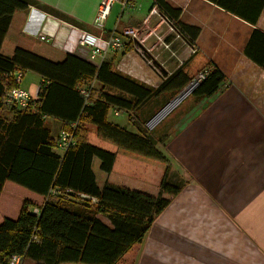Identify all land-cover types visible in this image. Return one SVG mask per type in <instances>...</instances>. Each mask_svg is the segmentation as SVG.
Returning a JSON list of instances; mask_svg holds the SVG:
<instances>
[{
	"label": "trees",
	"instance_id": "obj_1",
	"mask_svg": "<svg viewBox=\"0 0 264 264\" xmlns=\"http://www.w3.org/2000/svg\"><path fill=\"white\" fill-rule=\"evenodd\" d=\"M210 1L253 25L264 9V0ZM30 5L80 25L37 0H0V46L13 12ZM153 5L192 45L199 27L178 20L180 8L166 0H150ZM243 54L264 69V31L251 30ZM185 66L182 63L152 87L118 70L110 59L96 64L46 40H34L29 49L16 46L10 55L0 51V264L14 253L23 256L22 264H116L143 240L155 216L182 186L168 181L166 173L156 195L111 182L99 186L92 161L98 158L105 172L112 169L116 152L166 163L144 123L191 81ZM202 69L207 73L188 93L196 101L214 94L225 79L213 62ZM16 70L42 78L28 109L4 99L20 85L13 75ZM92 81L97 88H90ZM81 88L89 90L88 97ZM113 108L125 111L135 130L109 119ZM47 117L60 120L62 130H71L70 123L76 121L75 143L57 150ZM86 125L114 143L116 151L92 143ZM35 206L37 214L32 212Z\"/></svg>",
	"mask_w": 264,
	"mask_h": 264
},
{
	"label": "crops",
	"instance_id": "obj_2",
	"mask_svg": "<svg viewBox=\"0 0 264 264\" xmlns=\"http://www.w3.org/2000/svg\"><path fill=\"white\" fill-rule=\"evenodd\" d=\"M37 1L76 19L79 27H70L66 21L37 6L16 9L1 41L3 54L10 55L16 46L29 49L39 39L40 32L53 45L76 54L67 38L70 33V37L77 36L78 29L107 36L116 29L135 27L139 32L144 30L143 40L138 38V43L150 37L146 50L163 73L169 74L182 63L187 64L200 52L205 60L191 66L192 71L185 66L188 73L194 74L213 62L225 75L211 96L169 115L171 107L165 104L145 122L169 163L166 179L182 188L155 216L143 240L136 243L132 264H264V99L253 97L248 92L250 89L246 91L239 83L243 84L241 79L247 78L250 83L245 84L260 87L264 81V69L243 54L251 30L264 31V9L253 25L210 0H166L172 7L180 8L178 20L199 27L192 44L197 51L190 53L185 38L171 35V24L162 16L152 14L145 21L150 0H131L123 7L113 3L103 29L92 24L101 0ZM161 42L172 45L174 57L166 50L163 52ZM154 48H157L155 54ZM134 58L129 60L131 66L134 64L133 73H126L140 81L151 77L153 81L146 83L156 85L159 78L154 71H141L140 61ZM36 78L42 79L38 74ZM47 119L53 122L57 136L61 131L60 120ZM168 119H173L171 129L165 126ZM159 125L163 129L157 128ZM102 141L99 138L91 142L100 146ZM109 150L116 151V146ZM99 165L100 160L94 158L92 169L99 186L111 182L154 193L149 187L159 185L163 176L162 164L121 152H116L109 172L101 170Z\"/></svg>",
	"mask_w": 264,
	"mask_h": 264
},
{
	"label": "rangeland",
	"instance_id": "obj_3",
	"mask_svg": "<svg viewBox=\"0 0 264 264\" xmlns=\"http://www.w3.org/2000/svg\"><path fill=\"white\" fill-rule=\"evenodd\" d=\"M155 16H158V18H159L160 15L156 14ZM62 20H64V19H62ZM64 21H66L68 23V25L70 24L71 25L70 27H73V28L79 27V26H76L74 24L69 23L67 20H64ZM126 28H128V27H126ZM130 28H133V27H130ZM171 28H172L171 35H174V36L176 34L178 35V33L174 30V28L172 26H171ZM78 30H82V29H78ZM138 32H139V30L137 29V38H139V40L140 39L143 40L142 35H143L144 30L143 31L141 30L139 32V35H138ZM89 33L95 34V33L90 32V31H89ZM112 33L119 34V35L122 36V41H123L122 47H120L119 49H109L107 52H105V55L103 57L84 58V59L89 60V61H91L93 63H94V61L97 62V60L99 61V60H102V59H110L112 61L113 65L115 66V68H117L120 71L122 70V72L125 73V74H128V73H126L128 71H130V73H133V68L132 67L134 66V64H133V66L130 65V64H132V62L131 61L129 62V60H131V59L135 60L134 57H136V60L140 61V67H139V69L141 71H143L145 69L146 70L148 69L150 71L152 70L158 76L159 81L156 83V85L161 81V79L165 78V75H167V73H163V70H161V69L158 70L157 69V66L158 65H157L156 59L154 60V58H152L148 54V51L146 50V47H147L146 45L149 44V43L147 44V41L150 39V37H148V39L144 40L143 41L144 43L143 42H140L141 43L140 44V43H138V39H132L130 36L124 35L123 32H122V29H121V31H119L118 29H116V32H112ZM110 34H108L107 36H109ZM40 35H44L45 38H47L46 37V34L40 32V33H38V38H39L38 40H44V39H41L40 38ZM95 35H97V34H95ZM70 36H71V33L69 34V39L72 40L73 37H70ZM107 36H101V37H107ZM75 38H76V36L74 37V39ZM69 39L67 38L68 45H69ZM128 41L130 43V46L126 47ZM158 45H160V44H158ZM188 46H189V49H190V53H194V52L191 51V46L190 45H188ZM161 48L163 49V52H165V50L168 51L170 53L169 54L170 57H174V52H173L172 45L165 44L164 42H161ZM156 49L157 48H154V51L152 50V52L154 54H155V50ZM131 55L134 56V57H132ZM157 58H158L159 64H160L161 60L159 59V56H157ZM204 60H205V56L202 53H200V52H198L196 55H193L189 59L188 63L186 64V66L188 68V71H192L191 70V66H195L196 64H198L199 62L204 61ZM162 64L165 65V63L163 61H162ZM141 65H142V67H141ZM202 68L203 67H201L194 74H192L193 75L192 77H194L198 73V71H200ZM136 69H137V67H136ZM36 75L37 74L34 73V72H32V71L26 70L22 74V79L19 82V84L21 86H23L24 88H27V89L33 88L34 87V84H38L39 85L40 81L37 80ZM133 78H135V77H133ZM135 79H137V80L140 81V79H138V78H135ZM241 80L243 81V84L241 83V81H239V83L242 86L245 87V90L248 91L250 89V91H248L249 94L253 95V97L256 96L257 99H259V98L260 99H264V96H262V94H264V92H262V89H264V88H261V87H264V81H261L260 82L261 85H259L260 87H258L257 85L254 86V85H251V84H245V83H250L249 79H247V78H243ZM152 81H153V79H151V77L146 76V78H143V81H141V82H143V83H146V82L150 83ZM148 83H146V84H148ZM89 84H90V88L91 89L98 87V84H97L96 81H92ZM86 85H83V86H86ZM148 85H150L152 87H155L156 86V85L153 86L151 84H148ZM192 85H194V84H192ZM192 85L189 82L187 85L183 86V88L180 91H178L179 93H176L175 96H173L172 98H169L167 102H165L164 104L161 105V107H158L156 109V105H155L153 109H156V110H154V113L151 116L155 115L157 113V111H159L163 106H165V104H168V108L171 107L169 109V111L167 112L168 115L169 114H172L173 113L172 111H175V110L179 111V110H181V109H183L185 107L187 109L188 107L193 106L196 103V100H194L188 94ZM249 94H247L246 96H250ZM175 98H177V99L174 101ZM170 101H172L171 104H169ZM114 109L115 108L109 110V112H108L109 119L114 120L115 122H117L119 124L125 123L124 126H126L129 129H134L135 130V127L131 124V122L128 121L126 112L121 110V111L118 112V114H115L114 113ZM178 115H179L178 113L175 114L174 115L175 116L174 119ZM151 116L148 119H150ZM170 121H173V119L172 120L171 119H168V122L165 125V126H168V127L167 128L164 127V128L171 129V122ZM46 123H47V125H49L51 127V133L55 136V138H57V136L59 134L56 136L57 133H56V130H55V126H52V123L53 122L52 121H49V119H47L46 120ZM162 127H163L162 125L157 126V128H159V129H161ZM87 128L90 130L89 131V135H88L89 136L88 137L89 140L90 141H94V142L98 141V139L100 137L97 135L95 127L93 125H88ZM61 131H63V130L61 129ZM100 146H102L104 148L106 147L107 149H114V143H111V142L106 141L104 139H103L102 144ZM141 160L147 161L145 159H141ZM149 162H153V161H149ZM153 163H155V162H153ZM164 164L165 165L167 164L168 165V168L170 167L169 166V163L167 161H166V163L164 161ZM164 164H162V168H163L162 169V172H163L162 175L163 176H164L165 173H167V170L165 171V165ZM163 176H162V178H163ZM162 178H161V180H162ZM159 185H160V183H159ZM159 185H152V187H149V190L152 191V192H154V193H149V194H152V195L156 194L155 192L157 191V188H158V191H159ZM158 191H157V193H158ZM146 193H148V192H146ZM136 247H137V244H134L127 252H125L123 254V256L116 262V264H132V260H133L134 254L136 252ZM69 264H76V263L69 262ZM77 264H83V263H77Z\"/></svg>",
	"mask_w": 264,
	"mask_h": 264
},
{
	"label": "built area",
	"instance_id": "obj_4",
	"mask_svg": "<svg viewBox=\"0 0 264 264\" xmlns=\"http://www.w3.org/2000/svg\"><path fill=\"white\" fill-rule=\"evenodd\" d=\"M118 2L123 7L128 5L131 0H101L95 15L92 20V24L97 29H103L105 26V20L107 18L108 12L113 5V3ZM152 14H158L162 16L158 10L156 5H153L145 18V21ZM163 17V16H162ZM164 18V17H163ZM165 19V18H164ZM166 20V19H165ZM167 21V20H166ZM138 29V28H137ZM137 29L136 28H123L122 32L124 35L130 36L132 39L137 38ZM139 30V29H138ZM41 39L47 41L44 35H40ZM69 39V38H68ZM69 44L73 45L74 51L77 55L82 58H94V57H103L105 52L109 49H119L123 45L122 36L119 34L111 33L107 37H101L99 35L91 34L87 31L77 30L76 38L69 39ZM191 51L195 52L197 50L195 45H190ZM207 73L206 69H201L198 73L192 77L190 84H196V82L202 79ZM22 71L16 70L13 72L14 78L16 81L20 82L22 79ZM39 90V85L36 84L32 89L24 88L19 85V87L9 90L5 95V102L7 104L16 105L22 109H28L32 106L34 98L37 97ZM81 92L85 95V97L89 96V90L86 88H81ZM114 113L118 114V109H114ZM77 122L73 121L70 123L71 130H63L59 133L56 138L55 144L56 148L59 151H63L67 149L69 146L75 143V138L73 136V129L76 127ZM32 212L37 214L39 212V208L37 206L32 208ZM23 256L18 253L12 254L6 264H22Z\"/></svg>",
	"mask_w": 264,
	"mask_h": 264
}]
</instances>
